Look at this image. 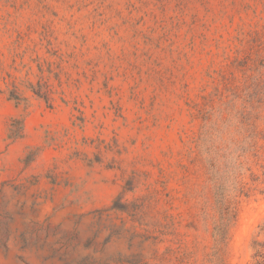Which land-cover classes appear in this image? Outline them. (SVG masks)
Here are the masks:
<instances>
[{"label": "rangeland", "instance_id": "1", "mask_svg": "<svg viewBox=\"0 0 264 264\" xmlns=\"http://www.w3.org/2000/svg\"><path fill=\"white\" fill-rule=\"evenodd\" d=\"M263 173L264 0H0V264H255Z\"/></svg>", "mask_w": 264, "mask_h": 264}, {"label": "trees", "instance_id": "2", "mask_svg": "<svg viewBox=\"0 0 264 264\" xmlns=\"http://www.w3.org/2000/svg\"><path fill=\"white\" fill-rule=\"evenodd\" d=\"M217 153L218 148L216 147H210L206 150V154L209 156L210 180L214 189V207L216 211L212 236L214 243L220 244L227 238L228 231L236 219L239 199L241 196H248V191L246 190V183L240 179L237 166L231 167L222 162V155ZM252 243L254 263L264 264V245L262 241L253 239Z\"/></svg>", "mask_w": 264, "mask_h": 264}]
</instances>
